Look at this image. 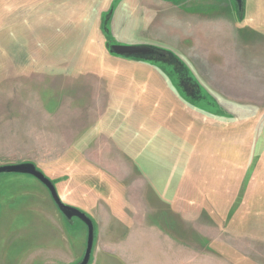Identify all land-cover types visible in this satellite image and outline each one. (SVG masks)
<instances>
[{"label": "rangeland", "instance_id": "rangeland-1", "mask_svg": "<svg viewBox=\"0 0 264 264\" xmlns=\"http://www.w3.org/2000/svg\"><path fill=\"white\" fill-rule=\"evenodd\" d=\"M20 162L93 219L90 264H264V0H0V165ZM87 237L0 173V264H77Z\"/></svg>", "mask_w": 264, "mask_h": 264}, {"label": "water", "instance_id": "water-1", "mask_svg": "<svg viewBox=\"0 0 264 264\" xmlns=\"http://www.w3.org/2000/svg\"><path fill=\"white\" fill-rule=\"evenodd\" d=\"M239 11L243 10L244 0H235ZM111 51L117 55L124 57H149L161 55L159 49L149 45H124L114 43L110 47ZM0 173H20L27 174L39 180L50 192V195L65 219L71 222L74 218L80 219L87 227V247L82 260L77 264H90L92 253L95 245L96 228L93 219L83 210L65 203L57 189L54 181L49 178L37 165L33 162H20L15 164L0 165Z\"/></svg>", "mask_w": 264, "mask_h": 264}, {"label": "trees", "instance_id": "trees-1", "mask_svg": "<svg viewBox=\"0 0 264 264\" xmlns=\"http://www.w3.org/2000/svg\"><path fill=\"white\" fill-rule=\"evenodd\" d=\"M171 59L170 61H168L169 64L171 65H176V67L180 68V66H182V63H180L179 61H177L173 56H170ZM176 62V63H174ZM189 68L187 70L186 73H182L181 78L178 76V79L180 81L179 87L184 91V93L186 94V97L194 100V101H202L204 99V96L199 93V92H195L194 94L191 93L192 91H190L189 88H198V84L197 81L193 78L192 74L189 72ZM172 72V70H171Z\"/></svg>", "mask_w": 264, "mask_h": 264}, {"label": "flooded vegetation", "instance_id": "flooded-vegetation-1", "mask_svg": "<svg viewBox=\"0 0 264 264\" xmlns=\"http://www.w3.org/2000/svg\"><path fill=\"white\" fill-rule=\"evenodd\" d=\"M161 52V51H160ZM162 53V52H161ZM155 56H160V55H155Z\"/></svg>", "mask_w": 264, "mask_h": 264}]
</instances>
